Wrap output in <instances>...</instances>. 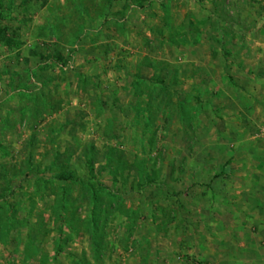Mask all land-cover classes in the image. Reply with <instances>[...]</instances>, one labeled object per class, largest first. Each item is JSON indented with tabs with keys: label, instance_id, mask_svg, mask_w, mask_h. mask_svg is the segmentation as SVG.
I'll use <instances>...</instances> for the list:
<instances>
[{
	"label": "rangeland",
	"instance_id": "374dc122",
	"mask_svg": "<svg viewBox=\"0 0 264 264\" xmlns=\"http://www.w3.org/2000/svg\"><path fill=\"white\" fill-rule=\"evenodd\" d=\"M254 137L264 0H0V264H207L187 197Z\"/></svg>",
	"mask_w": 264,
	"mask_h": 264
},
{
	"label": "crops",
	"instance_id": "0c3cea01",
	"mask_svg": "<svg viewBox=\"0 0 264 264\" xmlns=\"http://www.w3.org/2000/svg\"><path fill=\"white\" fill-rule=\"evenodd\" d=\"M254 140L249 193L230 188L188 195L187 213L196 229L190 223L182 245L186 254L207 264H264V140L260 145Z\"/></svg>",
	"mask_w": 264,
	"mask_h": 264
},
{
	"label": "built area",
	"instance_id": "2783aa9c",
	"mask_svg": "<svg viewBox=\"0 0 264 264\" xmlns=\"http://www.w3.org/2000/svg\"><path fill=\"white\" fill-rule=\"evenodd\" d=\"M186 264H201L200 262L188 261Z\"/></svg>",
	"mask_w": 264,
	"mask_h": 264
}]
</instances>
